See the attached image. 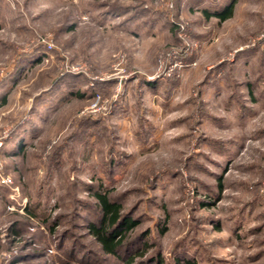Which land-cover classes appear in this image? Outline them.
Returning a JSON list of instances; mask_svg holds the SVG:
<instances>
[{
	"label": "rangeland",
	"instance_id": "obj_1",
	"mask_svg": "<svg viewBox=\"0 0 264 264\" xmlns=\"http://www.w3.org/2000/svg\"><path fill=\"white\" fill-rule=\"evenodd\" d=\"M132 259L264 264V0H0V264Z\"/></svg>",
	"mask_w": 264,
	"mask_h": 264
},
{
	"label": "trees",
	"instance_id": "obj_2",
	"mask_svg": "<svg viewBox=\"0 0 264 264\" xmlns=\"http://www.w3.org/2000/svg\"><path fill=\"white\" fill-rule=\"evenodd\" d=\"M226 10L228 11L225 8L223 14L219 13L218 16L222 19L229 18L231 10L227 13ZM92 197L98 205L99 214L96 219L98 224L93 222L88 225L89 232L106 255L120 257V252L131 245L128 243L132 240L130 237L137 223L134 219L127 218L123 205L112 198L110 190L99 188V191L95 192ZM13 235H20V231L14 229ZM144 247L145 250L139 253V257L146 255L144 252L149 246L146 244ZM128 262L132 264L134 260Z\"/></svg>",
	"mask_w": 264,
	"mask_h": 264
},
{
	"label": "built area",
	"instance_id": "obj_3",
	"mask_svg": "<svg viewBox=\"0 0 264 264\" xmlns=\"http://www.w3.org/2000/svg\"><path fill=\"white\" fill-rule=\"evenodd\" d=\"M46 46H47V49H48L49 51L53 50V45H51V44H47Z\"/></svg>",
	"mask_w": 264,
	"mask_h": 264
}]
</instances>
